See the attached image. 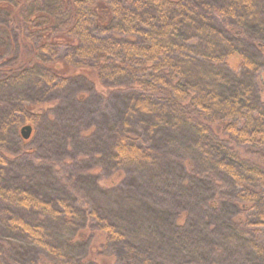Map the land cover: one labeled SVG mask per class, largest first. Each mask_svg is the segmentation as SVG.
Wrapping results in <instances>:
<instances>
[{"label": "trees", "instance_id": "obj_1", "mask_svg": "<svg viewBox=\"0 0 264 264\" xmlns=\"http://www.w3.org/2000/svg\"><path fill=\"white\" fill-rule=\"evenodd\" d=\"M0 42V264H264V0H0Z\"/></svg>", "mask_w": 264, "mask_h": 264}, {"label": "rangeland", "instance_id": "obj_2", "mask_svg": "<svg viewBox=\"0 0 264 264\" xmlns=\"http://www.w3.org/2000/svg\"><path fill=\"white\" fill-rule=\"evenodd\" d=\"M0 45H1V42H0ZM5 50H6V48L4 46H2V51L5 52ZM16 90H17V92L14 95H12V97H11L12 100L11 99H7V102L9 104H11V102L13 101L14 102V106L17 105L16 103H18L19 100L22 99V97L25 98V99L27 98L25 96V93L23 92L24 91L23 88L16 87ZM3 102L4 103H1V101H0V103L2 104L1 106L7 107L6 104H5L6 100H3ZM18 105H19V103H18ZM18 105H17V108H18ZM0 109H2V108H0ZM2 117H5V115L2 114ZM20 130H21V128L18 131L19 133H20ZM49 130H46V132L44 134V138L45 139L41 140V138H40V140H41L40 141L38 136L34 137V134H32L33 130L31 128V134H30V137H29V140H28V143H27V145L31 146V147L40 146L41 147V152H39V155H41L42 157L43 156H47V157H55V156H57L56 154H54L55 149H54L53 152H51L50 146L53 145V143H55V144L58 143V139L56 137V136H58V134L56 133V131H55L56 129L55 128H54L55 136H54L53 132H51V130L50 131ZM11 140H12V142H11ZM16 141L18 142L17 137L13 136V138L11 137L10 140H9V143H7V144H8V146L10 145L11 147H12V145H18V144H15Z\"/></svg>", "mask_w": 264, "mask_h": 264}, {"label": "water", "instance_id": "obj_3", "mask_svg": "<svg viewBox=\"0 0 264 264\" xmlns=\"http://www.w3.org/2000/svg\"><path fill=\"white\" fill-rule=\"evenodd\" d=\"M20 134L24 139H28L31 134V127L29 125L22 127L20 130Z\"/></svg>", "mask_w": 264, "mask_h": 264}]
</instances>
